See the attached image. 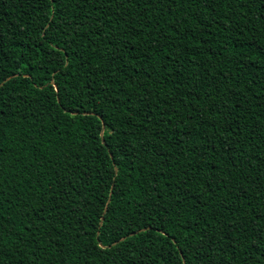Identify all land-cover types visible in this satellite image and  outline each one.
I'll return each instance as SVG.
<instances>
[{"label":"trees","instance_id":"16d2710c","mask_svg":"<svg viewBox=\"0 0 264 264\" xmlns=\"http://www.w3.org/2000/svg\"><path fill=\"white\" fill-rule=\"evenodd\" d=\"M0 83V264H264V0H0Z\"/></svg>","mask_w":264,"mask_h":264},{"label":"water","instance_id":"95a60500","mask_svg":"<svg viewBox=\"0 0 264 264\" xmlns=\"http://www.w3.org/2000/svg\"><path fill=\"white\" fill-rule=\"evenodd\" d=\"M13 76H15V74L14 75H11V76H9L8 78H6L5 80H8V79H10V78H12ZM3 83V82H2ZM2 83H0V86L2 85ZM91 113V112H90ZM104 128H105V124L104 123H102V129H101V140H102V142L104 143V139H103V131H104ZM115 171H116V168H115ZM110 197H111V191H110V193H109V197H108V199H107V203L110 201ZM106 209H107V206H105L104 207V211H103V213L106 211ZM103 215L101 216V218H100V224L103 222ZM141 230H143V229H141ZM135 232H132V233H130V235H132V234H134ZM125 237H122V239H124ZM100 245H102V244H100Z\"/></svg>","mask_w":264,"mask_h":264}]
</instances>
